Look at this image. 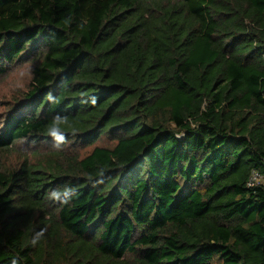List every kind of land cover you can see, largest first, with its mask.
I'll return each instance as SVG.
<instances>
[{"label":"trees","instance_id":"16d2710c","mask_svg":"<svg viewBox=\"0 0 264 264\" xmlns=\"http://www.w3.org/2000/svg\"><path fill=\"white\" fill-rule=\"evenodd\" d=\"M28 62L0 264H264V0H0Z\"/></svg>","mask_w":264,"mask_h":264},{"label":"rangeland","instance_id":"374dc122","mask_svg":"<svg viewBox=\"0 0 264 264\" xmlns=\"http://www.w3.org/2000/svg\"><path fill=\"white\" fill-rule=\"evenodd\" d=\"M30 68L31 63H21L9 73L7 72L5 76H0V124L3 118L8 113H11L14 106L16 107L18 105L16 99L20 98L21 93L26 90L30 76ZM99 144L108 145V141L101 140ZM24 148L25 144L21 146V150L23 151ZM10 161L14 163L15 156ZM258 183H264V178L259 180Z\"/></svg>","mask_w":264,"mask_h":264},{"label":"built area","instance_id":"2783aa9c","mask_svg":"<svg viewBox=\"0 0 264 264\" xmlns=\"http://www.w3.org/2000/svg\"><path fill=\"white\" fill-rule=\"evenodd\" d=\"M263 177H262V175L261 174H259L258 172H256V171H252V173H251V176H250V178H249V183H248V185H254V184H256V183H258V181L259 180H261Z\"/></svg>","mask_w":264,"mask_h":264},{"label":"clouds","instance_id":"9594fccd","mask_svg":"<svg viewBox=\"0 0 264 264\" xmlns=\"http://www.w3.org/2000/svg\"><path fill=\"white\" fill-rule=\"evenodd\" d=\"M53 195H57L58 196L59 194L58 193H53Z\"/></svg>","mask_w":264,"mask_h":264}]
</instances>
